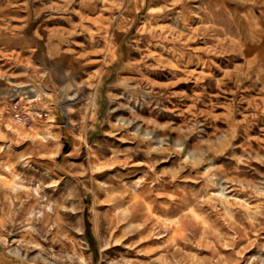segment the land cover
Instances as JSON below:
<instances>
[{
	"label": "rangeland",
	"instance_id": "rangeland-1",
	"mask_svg": "<svg viewBox=\"0 0 264 264\" xmlns=\"http://www.w3.org/2000/svg\"><path fill=\"white\" fill-rule=\"evenodd\" d=\"M76 6H41L70 57L57 116L0 67V264H264V67L232 11L112 3L100 36Z\"/></svg>",
	"mask_w": 264,
	"mask_h": 264
},
{
	"label": "crops",
	"instance_id": "crops-1",
	"mask_svg": "<svg viewBox=\"0 0 264 264\" xmlns=\"http://www.w3.org/2000/svg\"><path fill=\"white\" fill-rule=\"evenodd\" d=\"M147 0H4L0 7V35H12L19 31L22 37L30 42L20 46L6 44L0 47V67H18L21 73L37 74L41 79V95L45 96L47 115L57 116L58 104L63 95V68L71 66L70 57L64 55L61 36L63 31L57 26L56 20L62 17L55 11L42 12V5L55 4L69 6L75 3L82 19L88 21L92 31L104 36L109 30L104 19L110 16V4L124 5L125 15L137 18ZM159 0H152L156 3ZM220 5H226L236 18V26L242 38V55L250 67H264V0H216ZM39 4L38 11L35 4ZM7 5V6H6ZM15 5L19 6L16 9ZM58 8V7H57ZM61 9V7H59ZM70 13V12H67ZM133 15V16H132ZM108 17V18H107ZM23 25L20 30L8 25H14L12 20H20ZM38 20V23L35 21ZM10 23V24H9ZM6 26V29L4 28ZM17 25V24H16ZM8 27V28H7ZM13 32V33H12ZM10 78L0 77V85L6 87V93L0 95H14L16 92L9 85ZM13 92V94H12ZM50 122V121H49Z\"/></svg>",
	"mask_w": 264,
	"mask_h": 264
},
{
	"label": "bare ground",
	"instance_id": "bare-ground-1",
	"mask_svg": "<svg viewBox=\"0 0 264 264\" xmlns=\"http://www.w3.org/2000/svg\"><path fill=\"white\" fill-rule=\"evenodd\" d=\"M78 251H79V249H78ZM75 259H76L77 263H80V264H84L85 263L83 258H82V256H81V252L75 255Z\"/></svg>",
	"mask_w": 264,
	"mask_h": 264
},
{
	"label": "built area",
	"instance_id": "built-area-1",
	"mask_svg": "<svg viewBox=\"0 0 264 264\" xmlns=\"http://www.w3.org/2000/svg\"><path fill=\"white\" fill-rule=\"evenodd\" d=\"M34 113H35V115L38 116V117H42V116H43V111L40 110V109H37Z\"/></svg>",
	"mask_w": 264,
	"mask_h": 264
}]
</instances>
